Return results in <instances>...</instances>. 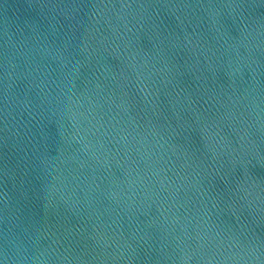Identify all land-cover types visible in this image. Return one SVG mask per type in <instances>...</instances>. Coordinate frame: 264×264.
Returning <instances> with one entry per match:
<instances>
[{
  "label": "water",
  "instance_id": "95a60500",
  "mask_svg": "<svg viewBox=\"0 0 264 264\" xmlns=\"http://www.w3.org/2000/svg\"><path fill=\"white\" fill-rule=\"evenodd\" d=\"M21 225L43 264H264V0H0V260Z\"/></svg>",
  "mask_w": 264,
  "mask_h": 264
},
{
  "label": "clouds",
  "instance_id": "9594fccd",
  "mask_svg": "<svg viewBox=\"0 0 264 264\" xmlns=\"http://www.w3.org/2000/svg\"><path fill=\"white\" fill-rule=\"evenodd\" d=\"M38 233L28 226L21 225L5 236V247L3 259L0 264H43V253L37 254V244L39 241ZM258 251V249H250Z\"/></svg>",
  "mask_w": 264,
  "mask_h": 264
}]
</instances>
